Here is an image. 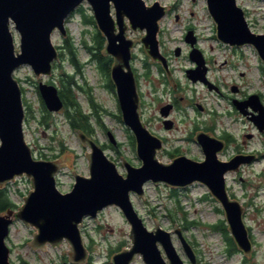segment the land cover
<instances>
[{"label": "rangeland", "instance_id": "obj_1", "mask_svg": "<svg viewBox=\"0 0 264 264\" xmlns=\"http://www.w3.org/2000/svg\"><path fill=\"white\" fill-rule=\"evenodd\" d=\"M144 1L149 6L159 2L168 8V12L159 22V47L161 53L168 58L171 76H174L175 83L179 84L174 89L168 81L164 82L162 79V76H166L164 69L161 73L141 42L146 31H134L130 28L127 35L136 40L132 64L138 78L139 91L142 92V120L154 134L166 139L164 148L158 152L157 157L164 163H170L176 157L170 153H176L178 150L195 160H203L204 154L200 145L191 137L195 136L196 126L203 131L214 123L218 124L220 129L230 130V149L219 154L221 160L227 161L229 156L231 158L234 154L256 153L257 156L251 163L243 164L239 171H230L226 176L227 183L230 184V195L244 207L243 220L250 238L255 242L253 255L247 261L240 253H235L229 259L222 235L208 226L220 216L216 212L215 203L203 198L210 192L200 183H195L188 190L179 189V194L174 195L168 185H155L149 181L145 185V198L131 194L134 206L150 230L155 229L156 222L165 230L174 232L176 227H181L185 218L188 221H198L199 226L190 228L188 232L189 239L195 243V251L197 249L198 264H264V131H260L249 118L253 113L259 114L258 111L249 106L244 114L233 104L234 99L244 100L248 99L249 95L257 94L264 105V61L252 45H221L222 43L214 37L217 34L216 23L209 14L207 0ZM237 3L244 8L252 31L264 34V0H237ZM83 7L87 14L93 13L88 1L83 3ZM66 28L67 36L70 35L78 51L77 57L83 65L80 73L73 67L67 54L62 58L60 56V61L55 62L60 67L55 68L54 64L51 75L37 78L28 65L14 72L21 85L23 98H26L32 107L28 120H25L24 131L34 157L54 160L71 156V166H64L57 176V186L62 192L72 189L75 182L74 171L90 176L86 157L90 149L82 146L76 130L69 124L64 107L58 112L49 111L50 114H47L41 105L39 83L53 84L59 90L61 77L65 73L74 74L77 86L82 87H76L74 90L88 114L95 113L91 100L95 103L98 119L92 118L95 134L90 137L104 148L107 156L117 164L122 174L126 175V171L121 158L135 166L141 165L136 147L129 137L132 133L119 119L121 111L116 93L107 87V77L91 59L84 46L83 40L93 45V26L85 24L82 15L76 12L66 20ZM189 28L194 29L198 36V46L210 60L212 69L209 76L220 86L221 93L186 77V70L195 68V62L189 57L191 45L185 39ZM11 29L15 35L16 48L19 49L20 35L13 24ZM52 40L59 53L65 52V37L59 34L58 29L52 34ZM178 48L179 55L176 54ZM173 100L179 105L170 115V118L175 120V126L165 129L160 109ZM24 107L26 110V104ZM44 115L49 126L41 122ZM108 131L112 132L116 145L110 142ZM4 189H7L10 200L16 206L9 209L18 210L24 203L25 195L29 194L33 187L30 178L25 175L10 181ZM97 218L99 220L85 217L79 225L89 250L87 263L69 261L67 253L71 247L67 240L58 246L47 243L45 253L42 250L35 253L28 244L34 239L38 229L25 224L21 219L14 220L6 237L11 264H113V255L132 245L130 223L115 205L105 208ZM172 240L184 262L191 264L175 235H172ZM163 254L167 260L164 251ZM131 264L145 262L141 255H137L136 261Z\"/></svg>", "mask_w": 264, "mask_h": 264}, {"label": "water", "instance_id": "obj_2", "mask_svg": "<svg viewBox=\"0 0 264 264\" xmlns=\"http://www.w3.org/2000/svg\"><path fill=\"white\" fill-rule=\"evenodd\" d=\"M85 1L90 3L96 25L106 38L103 53L114 58L111 79L122 121L135 137L136 154L141 165L135 166L121 158L126 171V175L122 174L96 140L76 129L82 146L90 149L86 153L90 176L74 171L72 189L62 192L57 186V176L64 166H71V156L54 160L34 157L24 131L26 114L22 88L14 72L28 65L37 78L51 75L55 62L60 61L52 34L58 29L62 37H67L66 20ZM207 5L216 23V36L220 42L233 47L252 45L264 61V34L252 31L245 10L237 0H207ZM167 12L168 8L159 2L149 6L144 0H0V189L25 175L33 187L18 210L8 209L5 214H0V264H11L6 237L16 219L38 229L28 244L35 253L38 250L45 253L47 243L58 246L67 240L71 247L67 253L69 261L87 263L89 250L79 225L85 217L99 220L98 214L112 205L119 207L130 223L132 240L131 247L113 255V264H131L137 255H141L145 264H186L173 243L172 235L177 237L190 263L198 264L195 249L181 227L170 232L156 222L155 229L150 230L135 208L131 194L145 198V185L149 181L179 189L195 183L207 187L222 205L238 249L246 257L252 256L254 244L243 220L244 207L237 199L229 198L226 175L230 171H239L243 164L251 163L256 153L234 154L230 160H221L219 154L225 148L224 141L209 132L198 131L194 137L201 146L203 160L178 155L170 163H164L157 157L164 148L163 139L142 120L139 83L132 66L136 40L128 37L127 31L130 28L146 31L141 39L146 53L154 62L162 64L166 76H171L158 40L159 22ZM12 24L20 35L19 49L16 48ZM193 34L189 30L185 39L191 45L189 57L196 67L187 69L186 75L193 82L203 81L212 90L213 84L205 77L208 68L204 56L195 46ZM176 54H180L179 48ZM168 83L175 89L173 80H168ZM38 90L48 111L58 112L64 107L55 85L40 82ZM233 104L244 114L249 106L258 111L259 114L253 113L250 119L260 131H264V105L259 95L252 94L244 100L234 99ZM172 108V104H166L160 110L166 117V129L173 127L168 118ZM108 137L116 145L111 131H108Z\"/></svg>", "mask_w": 264, "mask_h": 264}, {"label": "trees", "instance_id": "obj_3", "mask_svg": "<svg viewBox=\"0 0 264 264\" xmlns=\"http://www.w3.org/2000/svg\"><path fill=\"white\" fill-rule=\"evenodd\" d=\"M80 13L82 15V19L85 24H90L93 26L94 31L92 33V40L93 45H89V43L86 40L84 41L85 48L89 51V54L91 56V59L96 62L98 68L102 73L105 74L108 80L107 87L115 92V85L114 82L111 79V67L114 63V59L110 55H105L103 53V50L105 48V36L101 33V31L98 29L94 16L92 14H87L85 11V8L83 7V4L76 9L74 13ZM65 52H61L60 56L61 58L64 56V54L69 55V61L73 65V67L76 68L77 72L80 73L82 71L83 65L80 63L78 59V51L77 48L74 46L70 35L65 38ZM60 67L58 63H55V68ZM61 88L59 89V93L61 98L64 101V113L69 121V124L73 129H81L84 131L87 135L93 137L95 134V130L93 127L92 118L95 117L96 119V106L95 103H93V100H91V104L93 105V108H95V113L88 114L82 104L79 102L78 97L75 93L76 87L82 88L77 86V82L75 81V75L70 73H65L63 77H61ZM24 104H26L27 109L25 110V120H28V117L30 116V111H32V107L28 104V101L26 98H23ZM41 105L42 109L45 113L50 114V112L47 110L42 98H41ZM27 117V118H26ZM46 116L42 118V123H45V125L49 126V122L46 121ZM119 119L122 120L121 115L119 116ZM99 122V120H98ZM129 131V130H128ZM129 137L132 140V144L134 147H136V141L133 134H130ZM171 156L175 157L176 153H170ZM49 158V157H48ZM6 188V187H5ZM172 193L174 195L179 194V188H172ZM15 204L10 200L7 189L1 188L0 189V212H6L9 208H15ZM224 232L226 233V226H224ZM230 242L233 243V238L230 236ZM236 249V248H235ZM238 249V248H237Z\"/></svg>", "mask_w": 264, "mask_h": 264}, {"label": "flooded vegetation", "instance_id": "obj_4", "mask_svg": "<svg viewBox=\"0 0 264 264\" xmlns=\"http://www.w3.org/2000/svg\"><path fill=\"white\" fill-rule=\"evenodd\" d=\"M189 30H192L193 31V35H194V37H195V39H196V43H195V46L198 48V49H200L201 51H202V54H203V56H204V59H205V62H206V66H207V68H208V71H207V74H206V78L208 79V81L210 82V83H212L213 84V86H214V89H213V91H216L217 93H221V91H220V86L213 80V78H212V76H209V73H210V70L212 69V67H211V64H210V60H209V58L207 57V55H206V53L198 46V36L195 34V31H194V29H192V28H189ZM217 40H218V38H217V36L215 35L214 36ZM219 41V40H218ZM220 42V41H219ZM220 43H222V42H220ZM221 45H225V46H229L230 47V45L229 44H225V43H222ZM134 57H135V55H133ZM133 57V58H134ZM166 57V56H165ZM114 59V58H113ZM166 59H167V61H168V58L166 57ZM133 60V59H132ZM133 63V62H132ZM157 63V62H156ZM157 65H158V67H159V70L161 71V73H163V68H162V64H160V63H157ZM132 66H133V64H132ZM195 67H196V63H195ZM133 69H134V67H133ZM134 71H135V69H134ZM136 74V73H135ZM137 76V75H136ZM187 78H188V76H186ZM138 79V78H137ZM162 79L164 80V82H166V81H170V80H173L174 81V83H175V78H174V76H162ZM189 79V78H188ZM190 81H192L191 79H189ZM193 82V81H192ZM198 82H201V83H203L204 85H206L207 87H208V85L207 84H205L203 81H198ZM179 84H178V82H176L175 83V88L178 86ZM140 95H141V99H142V92H140ZM168 104H172L173 105V108H172V110L170 111V114H169V119L173 122V127L172 128H174V126H175V120L174 119H172V118H170V115H171V112L172 111H174V110H176L177 108H178V103H177V101L175 100H173L171 103H168ZM161 110V109H160ZM161 113V112H160ZM250 118V117H249ZM166 120V117H161V121H162V123H163V126H164V128H165V121ZM166 129V128H165ZM201 129L200 128H198V126H196V128H195V136H196V133L198 132V131H200ZM203 131H205V132H209V133H211L213 136H215V137H217L218 139H220V140H222V141H224V143H225V148H224V150H223V152L224 151H227V150H229L230 149V130L229 129H226V128H221L220 129V127H219V125L218 124H216V123H214L213 124V126L212 127H210V128H204V130ZM163 139V141H164V143L166 142V139L165 138H162ZM191 139H193V140H195V137L193 138V137H191ZM107 146V145H106ZM201 147V146H200ZM173 153V152H172ZM178 155H184V154H182L180 151H178V150H176V156H178ZM229 160H230V156H229ZM230 173V172H229ZM228 173V174H229ZM227 174V175H228ZM226 175V176H227ZM227 180V179H226ZM227 192H228V196H229V198H231L232 199V196L230 195V184L229 183H227ZM204 199H206V200H211L212 202H214L215 203V205H216V212L219 214V218H218V220H216L215 222H213V224H209L208 226H209V228L212 230V231H214V232H218V233H220L221 235H222V238H223V240H224V242H225V247H226V253H227V256L229 257V259H230V256H233L235 253H240V254H242L243 256H244V258H245V261H247V260H249V257H246L245 255H244V253L241 251V250H239V249H237L238 247H237V245H236V243H235V241H234V239H233V243L232 242H230V228H229V223H228V221H227V219H226V215H225V211H224V209H223V207H222V205L220 204V202L215 198V197H213V195H211L210 193H208V194H206L204 197H203ZM199 226V222L198 221H196V220H190V221H188L187 220V218H185V220L183 221V223L181 224V228H182V231H183V234L186 236V238H188V240L190 241V243L192 244V246H194L195 247V243L194 242H191V240L189 239V235H188V232H189V230H190V228H193V227H198ZM224 226H226V233L224 232ZM232 237V236H231ZM253 244L255 245V242H253ZM236 248V249H235ZM196 254H197V249H196ZM252 255H253V253H252Z\"/></svg>", "mask_w": 264, "mask_h": 264}]
</instances>
